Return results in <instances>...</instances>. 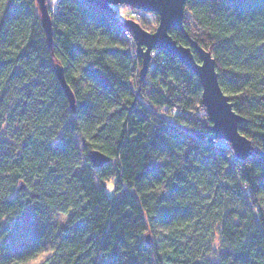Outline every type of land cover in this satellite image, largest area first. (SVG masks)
Returning a JSON list of instances; mask_svg holds the SVG:
<instances>
[{
	"label": "trees",
	"instance_id": "obj_1",
	"mask_svg": "<svg viewBox=\"0 0 264 264\" xmlns=\"http://www.w3.org/2000/svg\"><path fill=\"white\" fill-rule=\"evenodd\" d=\"M47 3L53 48L37 0H0V264H264V0H186L170 29L215 58L243 160L182 60L144 72L115 8Z\"/></svg>",
	"mask_w": 264,
	"mask_h": 264
},
{
	"label": "water",
	"instance_id": "obj_2",
	"mask_svg": "<svg viewBox=\"0 0 264 264\" xmlns=\"http://www.w3.org/2000/svg\"><path fill=\"white\" fill-rule=\"evenodd\" d=\"M101 8L112 10L114 5L126 4L143 11L154 12L159 16V22L154 31L145 29L138 21L126 19V27L133 33L137 45V53L142 59L143 71L148 70L152 49L166 50L182 60L199 78L202 86V102L206 108L211 129L215 136L227 140L235 156L241 160L248 158L254 145L252 140L239 130V124L244 119L234 109L230 96L221 87L216 61L212 53L199 45L195 40L190 45L179 43L171 34L170 29L176 26L183 29V18L186 0H87ZM41 22L46 33L48 44L54 46L53 20L46 0H37ZM188 37V35L186 34ZM199 55L196 59L194 51ZM55 73L72 111H76L75 94L66 80L64 67L55 64ZM95 166L110 162V157L104 152L93 149L88 154ZM23 187V186H21Z\"/></svg>",
	"mask_w": 264,
	"mask_h": 264
},
{
	"label": "rangeland",
	"instance_id": "obj_3",
	"mask_svg": "<svg viewBox=\"0 0 264 264\" xmlns=\"http://www.w3.org/2000/svg\"><path fill=\"white\" fill-rule=\"evenodd\" d=\"M47 2V0H46ZM116 12H115V20L116 21H123V20H126V19H133L132 16H134V18L138 19L136 21H138L145 29L149 30V31H154L158 25V22H159V16L157 13H154V12H146V11H143V10H140V9H137L138 11L135 12V11H132V7L129 6V5H126V4H117V5H114V7ZM136 9V8H134ZM133 14L131 16H129L130 14ZM125 25V24H124ZM193 27V26H191ZM125 31V36H126V40H127V46L135 53L137 54V45H136V41L134 39V36H133V33L130 29H128L125 25V27H122ZM192 29V28H191ZM193 31V29H192ZM156 52H157V49H152L151 51V56L152 59L150 60V64L149 66L151 67V65H153L154 63H157L159 60L160 62H162V59L156 55ZM137 63H138V66L137 67H140V65L142 64V59L141 61L139 59H137ZM141 63V64H140ZM152 68V67H151ZM140 100H142L146 105H149L144 99L141 98V96L139 95L138 96ZM175 108V112H178V107H174ZM166 113V112H165ZM166 115H168L169 117H171L170 119H172V115L173 114H169V113H166ZM226 142H228L226 140ZM82 147V145H81ZM232 147V146H231ZM112 182H108L107 185L108 187H111ZM58 221L60 223H64L66 221V219L63 217V216H59L58 217ZM217 245V242L215 243Z\"/></svg>",
	"mask_w": 264,
	"mask_h": 264
},
{
	"label": "built area",
	"instance_id": "obj_4",
	"mask_svg": "<svg viewBox=\"0 0 264 264\" xmlns=\"http://www.w3.org/2000/svg\"><path fill=\"white\" fill-rule=\"evenodd\" d=\"M132 11L137 12L138 10H137V9H134V8L132 7ZM129 14H130V13H129ZM131 15H133V14H130L129 16H131ZM132 17H133L134 20H138V19L134 18V16H132ZM124 21H125V20H123V21H116V22H117L121 27H125V25H124V24H125ZM160 50H161V49H157L156 55L159 57V59L161 58V59H162V62H163L164 57H163V55L160 54ZM152 57H153V56H151V59H152ZM159 61H160V60H159ZM155 64H156V63H154V64L152 65V67H154ZM163 109H164V108H163ZM162 111L165 112L164 110H162ZM171 111H172V112H175V108L173 107Z\"/></svg>",
	"mask_w": 264,
	"mask_h": 264
},
{
	"label": "snow or ice",
	"instance_id": "obj_5",
	"mask_svg": "<svg viewBox=\"0 0 264 264\" xmlns=\"http://www.w3.org/2000/svg\"><path fill=\"white\" fill-rule=\"evenodd\" d=\"M4 3L6 4L7 3V0H4Z\"/></svg>",
	"mask_w": 264,
	"mask_h": 264
}]
</instances>
